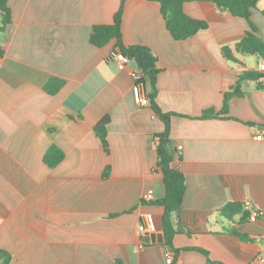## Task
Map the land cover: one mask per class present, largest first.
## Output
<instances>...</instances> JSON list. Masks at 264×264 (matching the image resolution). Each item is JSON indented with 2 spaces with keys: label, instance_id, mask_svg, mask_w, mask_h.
I'll use <instances>...</instances> for the list:
<instances>
[{
  "label": "crops",
  "instance_id": "obj_1",
  "mask_svg": "<svg viewBox=\"0 0 264 264\" xmlns=\"http://www.w3.org/2000/svg\"><path fill=\"white\" fill-rule=\"evenodd\" d=\"M122 5V41L151 49L161 70L155 102L174 114L170 139L182 159L173 167L186 179L174 216L176 264L264 260L262 81H242V95L222 114L226 93L264 61L238 53L237 63L227 60L223 49H234L250 25L202 0L185 2L183 10L208 28L182 41L168 31L156 1H9L12 23L0 34V251L10 255L8 264H168L163 243H145L151 235L138 229L152 214L155 235L163 233L158 201L166 188L155 169L156 135L165 123L148 83L150 105L136 103L139 69L133 61L120 69L110 58L117 40L102 48L90 43L93 28L112 25ZM263 11L264 0L251 20L264 41ZM52 78L64 81L55 95L45 90ZM210 110L219 116L202 119ZM105 117L108 153L95 132ZM52 146L65 154L54 169L44 162ZM148 191L154 199L143 202ZM229 204L243 205L248 215L222 216Z\"/></svg>",
  "mask_w": 264,
  "mask_h": 264
},
{
  "label": "trees",
  "instance_id": "obj_2",
  "mask_svg": "<svg viewBox=\"0 0 264 264\" xmlns=\"http://www.w3.org/2000/svg\"><path fill=\"white\" fill-rule=\"evenodd\" d=\"M10 0H0V34L4 33L7 27L12 23V15L9 7ZM125 1V0H124ZM159 2L162 6V13L166 22V27L173 38L177 41L187 40L201 30L208 28V23L199 21L189 17L183 10L185 2L194 0H149ZM213 2L217 7L224 12H228L235 17L244 18L250 25V31L246 37L242 39L234 49L225 47L223 49L224 57L233 62H238L235 53L247 54L252 56H258L264 61V41L259 36V30L257 26L252 22V13L258 8V4L262 0H202ZM122 14L123 5L121 9L116 13L114 17V23L112 25L95 26L91 33L90 43L98 48H102L109 44L111 40H117V51L127 56L130 61L137 64L141 78L137 81L138 84L144 86L149 84L152 93L149 95L151 105L155 113L165 123V131L156 135L158 140L157 156L158 162L155 169L156 173H161L163 176V182L166 188L165 197L158 201V204L164 207V215L162 218V232L164 235L163 245L166 251L174 254V264H176L180 250L174 247V238L180 232L174 224V216L179 214L182 209L184 195L186 193V179L184 174L173 167V163L176 157L181 160V151L176 149L170 139V126L172 113H164L158 107L155 102L157 94V77L161 72L157 66L158 60L152 53L151 49L144 46H125L122 41ZM264 14V11H263ZM2 51L0 50V56ZM264 75L259 71H247L240 78L237 85L234 88V92L226 93L224 99V107L222 114L228 113L229 102L233 96H241L242 93L239 90V85L244 80H250L255 82H261ZM64 86V81L52 78L45 86L46 92L51 95H55L60 92ZM262 88L264 85L261 83ZM219 116L215 111H206L202 119L217 118ZM110 119L105 117L96 127L95 132L102 141L104 150L109 152V145L107 141L108 124ZM65 158V154L57 146H52L44 156L45 164L54 169ZM109 169L105 171V177H108ZM222 216L229 218L233 214L243 213L247 216V212L244 210L243 205L229 204L222 211ZM234 235L246 240L243 236L233 232ZM208 256V253L204 250H199ZM0 258H3V264H8L10 255L4 251H0ZM122 264V263H118Z\"/></svg>",
  "mask_w": 264,
  "mask_h": 264
},
{
  "label": "built area",
  "instance_id": "obj_3",
  "mask_svg": "<svg viewBox=\"0 0 264 264\" xmlns=\"http://www.w3.org/2000/svg\"><path fill=\"white\" fill-rule=\"evenodd\" d=\"M110 58L117 63L120 69H124L130 63V59L121 52H114L110 56ZM260 72L264 75V63L260 66ZM140 78H141L140 72L134 73L135 85H134L133 92H134L135 101L141 106H148L150 105V101L144 93V88L142 85L137 83V81ZM261 81H262V84L264 85V77L262 78ZM262 138L263 136L260 135L257 139L262 140ZM153 199H154V196H153L152 191H148L142 197L143 202H151ZM258 216L259 214L255 213L251 218L252 222H256ZM138 229L141 235H152V234L159 233V227H158L157 221L152 214H146L142 217ZM166 258H167L168 264H174V254L172 252L167 251ZM255 262L256 264H264V260L261 256H259Z\"/></svg>",
  "mask_w": 264,
  "mask_h": 264
},
{
  "label": "water",
  "instance_id": "obj_4",
  "mask_svg": "<svg viewBox=\"0 0 264 264\" xmlns=\"http://www.w3.org/2000/svg\"><path fill=\"white\" fill-rule=\"evenodd\" d=\"M163 239H164V235H163V233H160L159 235L153 234L151 236H146L144 238V241L147 244H150L151 242H153V243H156V242L163 243Z\"/></svg>",
  "mask_w": 264,
  "mask_h": 264
}]
</instances>
